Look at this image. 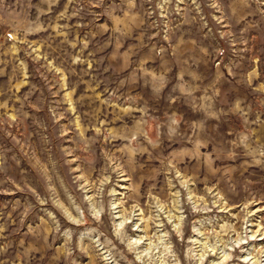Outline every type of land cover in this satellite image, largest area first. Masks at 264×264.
<instances>
[{"label": "rangeland", "instance_id": "obj_1", "mask_svg": "<svg viewBox=\"0 0 264 264\" xmlns=\"http://www.w3.org/2000/svg\"><path fill=\"white\" fill-rule=\"evenodd\" d=\"M0 264H264V0H0Z\"/></svg>", "mask_w": 264, "mask_h": 264}, {"label": "bare ground", "instance_id": "obj_2", "mask_svg": "<svg viewBox=\"0 0 264 264\" xmlns=\"http://www.w3.org/2000/svg\"><path fill=\"white\" fill-rule=\"evenodd\" d=\"M122 224H123L122 221L119 222V224H118L119 227H118V228L122 227ZM163 237H164V236H159V237H158L159 242L156 243L155 248L159 247L160 249L163 248V249H164L163 251H167V250H169V249H168V247H167V242H164V241H163ZM140 241H141L140 239H139V240H138V239H137V240L134 239L135 244H136V243H140ZM135 244H134V245H135ZM130 245H132V244H130ZM144 251H147V250L144 249V250H142L140 253H142V252H144ZM137 257H138V256H137ZM105 260H106V259H105Z\"/></svg>", "mask_w": 264, "mask_h": 264}]
</instances>
